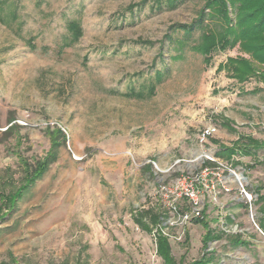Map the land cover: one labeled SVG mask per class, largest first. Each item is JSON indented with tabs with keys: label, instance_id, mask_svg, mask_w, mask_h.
Returning a JSON list of instances; mask_svg holds the SVG:
<instances>
[{
	"label": "rangeland",
	"instance_id": "374dc122",
	"mask_svg": "<svg viewBox=\"0 0 264 264\" xmlns=\"http://www.w3.org/2000/svg\"><path fill=\"white\" fill-rule=\"evenodd\" d=\"M152 2L0 0V179L6 168L19 178L17 153L30 163L42 158L54 145V127L65 135L56 160L12 209L0 211V264H163L154 227L143 230L131 218L142 208L164 214L177 261L207 252L216 264H264L258 204L245 206L234 181L215 200L203 197L198 217L203 214L206 227L193 217L181 222L160 198L159 185L197 171L203 151L216 157V143L197 140L204 127L215 125L211 138L224 145L238 134L264 140V88L255 79L240 84L216 71L227 56L240 54L236 47L215 53L205 67L202 55L186 45L181 59L167 62L168 74L153 96H124L153 73L168 26L190 23L202 5L182 0L157 10ZM162 52L164 61L174 53ZM254 87L262 89L248 92ZM9 118L20 127L17 137L6 139ZM223 118L235 131L222 126ZM216 158L240 169L248 191L264 186L263 148L234 154L236 165ZM208 227L223 235L202 246ZM235 235L246 243L229 241Z\"/></svg>",
	"mask_w": 264,
	"mask_h": 264
},
{
	"label": "trees",
	"instance_id": "16d2710c",
	"mask_svg": "<svg viewBox=\"0 0 264 264\" xmlns=\"http://www.w3.org/2000/svg\"><path fill=\"white\" fill-rule=\"evenodd\" d=\"M181 1L153 0L149 7L157 10L174 9ZM196 13V18L190 23L176 22L168 26V31L158 41L159 51L152 60L153 73L148 75L138 89L129 86L128 90L122 93L124 96L133 98L153 96L157 85L168 74L169 64L167 62L181 59L186 45H190L192 50L202 55L205 67L212 64L215 53L236 47L240 54L227 56L224 61L218 64L216 71L224 70L228 78L234 79L240 84L255 79L257 82L262 83L264 88V0H202V5ZM195 31L199 32L196 39L193 36ZM192 40L193 43L190 44L189 42ZM133 42L148 46L154 45L153 41L142 39ZM163 47L174 51L169 55L168 61H164L162 58ZM157 64L162 67H157ZM260 89L262 88L254 87L248 92L256 93ZM222 126H226L230 131H235L231 127V121L228 118H223ZM19 127L20 125L13 118H9L2 134L6 139L11 136L17 137ZM49 133L54 137V145L42 158L30 163L20 153L16 154L18 165L21 168V174L17 181L10 174V169L6 168V176L4 179H0V211L4 207L7 210L12 209L23 192L33 185L35 180L40 178L49 165L56 160L57 151L55 147L65 143V135L58 127H54ZM59 140L62 143H59ZM210 140L218 145L219 149L216 152V157L225 158L227 161H231L232 165L239 164L238 161H233L232 156L234 154L241 152L245 155H254L257 149H264V140H258L247 135L238 134L230 145H224L217 139L210 138ZM204 164L213 163L205 161ZM253 193L256 194L254 203L258 204L260 214L258 226L264 231V186L256 185L253 188ZM130 214L135 225L143 230L151 231L149 225L157 227L154 240L155 252L162 259L163 264H216L211 253L207 252L203 253L199 259L189 263H183L182 260L177 261L171 254L169 237L162 232L164 226L161 222L165 216L158 209H135ZM201 215V217H193L192 220L206 227L207 223L203 221L202 213ZM229 219L227 217V220ZM222 235V232L215 233L208 227L202 239V246L206 245L208 239H219ZM229 241L232 243H246L240 240L239 235L229 236Z\"/></svg>",
	"mask_w": 264,
	"mask_h": 264
},
{
	"label": "built area",
	"instance_id": "2783aa9c",
	"mask_svg": "<svg viewBox=\"0 0 264 264\" xmlns=\"http://www.w3.org/2000/svg\"><path fill=\"white\" fill-rule=\"evenodd\" d=\"M216 132L217 127L210 124L199 131L197 140L200 144H205ZM199 158H203L204 161L197 171L180 173L173 180L159 185L158 188L161 200L167 202L169 211L176 214L181 222H185L189 217L200 215L205 195L215 200L221 192H230L232 190L230 182L232 181L236 183L239 198L247 206L252 204L256 195L243 185L241 179L244 177L239 168L225 165L210 151H203ZM205 161L213 164H204ZM184 202L187 204V209L181 210ZM174 223L173 221L171 224ZM162 232L169 237L168 233L164 231V227ZM156 233L157 227H154V240Z\"/></svg>",
	"mask_w": 264,
	"mask_h": 264
},
{
	"label": "bare ground",
	"instance_id": "6f19581e",
	"mask_svg": "<svg viewBox=\"0 0 264 264\" xmlns=\"http://www.w3.org/2000/svg\"><path fill=\"white\" fill-rule=\"evenodd\" d=\"M199 157V156H198Z\"/></svg>",
	"mask_w": 264,
	"mask_h": 264
}]
</instances>
